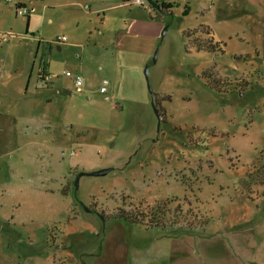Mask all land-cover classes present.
<instances>
[{"label":"rangeland","instance_id":"374dc122","mask_svg":"<svg viewBox=\"0 0 264 264\" xmlns=\"http://www.w3.org/2000/svg\"><path fill=\"white\" fill-rule=\"evenodd\" d=\"M141 1L0 0V264H264V0Z\"/></svg>","mask_w":264,"mask_h":264},{"label":"trees","instance_id":"16d2710c","mask_svg":"<svg viewBox=\"0 0 264 264\" xmlns=\"http://www.w3.org/2000/svg\"><path fill=\"white\" fill-rule=\"evenodd\" d=\"M158 4H159L160 10L162 12H167V10L169 8H171V3L162 2V3H158ZM20 6H25V4L18 2L16 4V8H18ZM26 16H27L26 23H27V27H28V25H29V14ZM203 31H205L206 35H207V38L205 40H202L200 37L196 36V34H197L196 30L187 31L186 36H187L190 44L192 46H194L196 48V50H198V51L204 50V51L213 52V53L217 50L222 51L219 41H216L214 39L211 30L209 28H204ZM46 64L44 63L43 68L40 69V71H39V77L41 80H45V76L48 75L47 69H46V66H47ZM204 75L206 78H210L212 73L210 71H205ZM218 83H219V80H215V83L213 85L211 84L210 81H207V84L210 86L218 87L219 86ZM159 113L162 117L161 118V121H162L163 120L162 110H159ZM143 207H145V206L138 205V206L134 207L133 211L120 209V210H118V212L112 214V216H110L109 218L115 219L118 221L123 220L124 222H128L131 224H148L151 226L155 225L156 227L164 226L162 223H153L152 218H151V216L153 215V213H152L153 209L152 208H150V210L146 211L145 209H142ZM157 212L160 214V210H157ZM161 213L162 214L166 213V209L164 207H163V211L161 210ZM185 214H186V217L189 216L188 220H187V221H189L188 223H190V221L192 222V220H195V224L193 226H189L190 229H192L193 227L202 226V224L203 225L206 224V222L203 219H201V220L198 219V217L193 213L187 212ZM146 218H147L148 222H146Z\"/></svg>","mask_w":264,"mask_h":264},{"label":"built area","instance_id":"2783aa9c","mask_svg":"<svg viewBox=\"0 0 264 264\" xmlns=\"http://www.w3.org/2000/svg\"><path fill=\"white\" fill-rule=\"evenodd\" d=\"M5 1H7V2H11V1H13V0H5ZM135 2H136L137 4H141V5H143V3H142L141 0H135ZM150 9H151V7L149 6V7H148V10H150ZM31 11H32V7H28V6L25 5V6H20V7H18L16 13L19 14V15H21V16H26V15L30 14ZM64 39H65V37H58V38L56 39V41H57V42H62ZM65 75H66L67 77L73 78L74 86L77 87V88H80V87L83 85V83H84V79H83V77L80 76V75H73V74H72L71 72H69V71L65 72ZM108 84H109V81H108L107 79H104V80L102 81L101 86L99 87V92H100L101 94H105V93L107 92V85H108Z\"/></svg>","mask_w":264,"mask_h":264},{"label":"water","instance_id":"95a60500","mask_svg":"<svg viewBox=\"0 0 264 264\" xmlns=\"http://www.w3.org/2000/svg\"><path fill=\"white\" fill-rule=\"evenodd\" d=\"M147 1L149 2L150 6H152L155 9H159L160 10V6H159L158 2L153 1V0H147ZM157 52H158V48H156V50L154 52L153 61L156 60ZM144 74H145V78H146V81H147L148 90H149L150 93H152L153 90H152V86H151V83H150V80H149V67L148 66L145 67ZM151 104L153 106L154 113H155V115L158 118V125H159L161 118H160V114H159L158 108H157V106H156V104L154 102V99H152ZM110 170H111V168H105V169L92 171V172H88V173L87 172H80V173H78V175L76 177L75 183L77 185V181H78L79 177L82 176V175H86V174L87 175H103V174H106Z\"/></svg>","mask_w":264,"mask_h":264},{"label":"crops","instance_id":"0c3cea01","mask_svg":"<svg viewBox=\"0 0 264 264\" xmlns=\"http://www.w3.org/2000/svg\"><path fill=\"white\" fill-rule=\"evenodd\" d=\"M45 78L47 79V77L45 76Z\"/></svg>","mask_w":264,"mask_h":264}]
</instances>
